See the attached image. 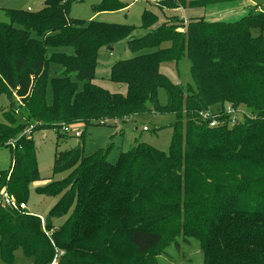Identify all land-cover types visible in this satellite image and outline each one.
Returning a JSON list of instances; mask_svg holds the SVG:
<instances>
[{"label":"trees","instance_id":"1","mask_svg":"<svg viewBox=\"0 0 264 264\" xmlns=\"http://www.w3.org/2000/svg\"><path fill=\"white\" fill-rule=\"evenodd\" d=\"M76 1L46 0L37 13L0 9V95L9 101L0 146L27 126L9 127L14 99L36 129L81 125L79 139L92 125L173 114L168 152L137 143L118 148L110 162L113 144L89 157L80 146L56 151L52 173L62 177L31 189L43 181L33 137L8 145L10 168L0 170V261L11 264L21 251L35 264H157L166 248L192 239L203 264H264V6L256 0H162L160 10L252 5L231 23L158 22L144 11L141 26L153 29L136 39L127 25L69 19ZM128 6L103 0L97 11ZM119 43L132 56L111 66L107 81L118 89L111 93L92 81L100 50ZM60 48L72 53L49 52ZM184 64L190 78L184 86L162 74L164 67L178 71ZM50 65L63 72L50 80L47 103ZM226 106L240 109L241 120L222 117L213 128L199 120L200 112ZM31 191L57 198L45 216L28 211ZM4 193L16 207L3 205Z\"/></svg>","mask_w":264,"mask_h":264},{"label":"rangeland","instance_id":"2","mask_svg":"<svg viewBox=\"0 0 264 264\" xmlns=\"http://www.w3.org/2000/svg\"><path fill=\"white\" fill-rule=\"evenodd\" d=\"M45 1L46 0H0V9L13 8L24 12L37 13ZM102 1L103 0H77L76 2H72L70 5L69 19L81 20L84 22L95 20L98 22L127 25L134 28V38L140 39L144 38L153 29H146L141 26V16L144 11L154 13L158 22H162L169 17H179L185 22L187 19L198 16L211 20L212 22L221 21L231 23L244 17L247 13L245 2H237L232 6L223 4L218 5L217 8L215 6V8L209 7L205 10H160L156 5L163 3L162 0H141L136 3L119 0L124 6L128 4L129 6L117 11L98 12L97 6L100 5ZM256 3L260 6H264L263 0H256ZM234 6H236L235 9ZM213 9H219V11L213 12ZM211 13L214 14L211 15ZM1 20L6 21L4 17H1ZM262 35L264 39V31ZM123 44L124 43H119L114 45L111 51H108L106 48L100 50V57L95 68V76L92 84L111 93L118 92L117 87L111 85L107 80L112 65L118 61L129 59L132 56L130 51L123 48ZM49 52H62L70 55L72 49H52ZM188 70L187 64L180 66L178 71L173 66H167L162 68V74L171 83H180V85L184 86L187 82H190ZM62 72L63 69L57 65L49 66V79L45 90V100L47 103H50L52 98L50 80L59 77ZM78 87L81 89V84H78ZM119 92L120 94L125 93L124 90ZM12 103L13 108L12 111H10L12 121L9 127L13 130L19 128L21 125H24V127L27 125L25 129L32 128L30 136L34 139L38 172L43 181L31 185V189L34 187H43L47 185L50 180H58L62 177L53 176L52 173L54 154L56 151L70 150L80 146L82 155L84 157H89L95 152L104 150L113 144L114 149L107 158L110 162L116 158L118 148L128 150L137 143H144L160 152L167 153L172 136L170 127L173 126L176 121L173 114L160 112L150 113L136 117L132 119V121L128 120L125 124L113 121L108 123V126H89L85 129L83 137L79 139L69 136L61 137L56 135L52 130L36 129L38 123L32 120H26L24 108L14 99ZM8 104L9 101L7 97L5 95H0V125L6 123L3 113L7 112ZM158 104L160 107H163L165 104L163 90L158 91ZM225 109L226 107L224 110ZM209 111L215 113V108H210ZM236 119L241 120L240 116H237ZM144 128H147V131H144ZM7 146V141L4 142V146H0V170L2 171L9 170L11 164V152ZM56 201L57 198L39 196L31 191L27 202V209L32 214L45 216ZM164 251V254H160L155 258L157 264H203L201 248L196 240L189 239L187 244L179 241L178 247L170 246ZM0 264L6 263L0 261ZM11 264H35V261L31 257L24 256L21 251H17L14 256V261Z\"/></svg>","mask_w":264,"mask_h":264},{"label":"built area","instance_id":"3","mask_svg":"<svg viewBox=\"0 0 264 264\" xmlns=\"http://www.w3.org/2000/svg\"><path fill=\"white\" fill-rule=\"evenodd\" d=\"M124 1H126V2L130 1L131 3H136V2H139L141 0H124ZM242 114H243V112L240 109L233 110L232 108L226 106V109L221 111L220 113H218V112L212 113L210 111L200 112L198 117H199L200 121L206 122L208 127L213 128V127H216L217 125H219V119H221L222 117H231L232 121H235L234 116H236V118H237V116H240V118H241ZM31 130H32V128L25 129L14 140L9 141L8 142L9 147L15 148L17 141L21 137L30 136ZM52 131L54 133H56V135L67 136V137L69 136V137H73V138H80L82 136V133H83V128L81 127V125L60 124L59 126L53 128ZM144 131H147V128H144ZM2 196H3L2 197V203L4 206H6V207H16L17 206L13 197H10L6 193H4ZM18 208L20 210H24L26 208V205L23 203L19 204Z\"/></svg>","mask_w":264,"mask_h":264},{"label":"crops","instance_id":"4","mask_svg":"<svg viewBox=\"0 0 264 264\" xmlns=\"http://www.w3.org/2000/svg\"><path fill=\"white\" fill-rule=\"evenodd\" d=\"M245 3H246V6H247V7H249L250 5H252L250 2H245ZM210 7H212V8L214 7V8H215V6H210ZM217 7H218V5L216 6V8H217ZM235 7H236V6H234V9H235ZM247 7H246V8H247ZM219 9H220V8H219ZM219 9H213V12H217V11H219ZM212 14H214V13H211V15H212ZM194 18H202V17H198V16H196V17H194ZM191 19H192V18H191ZM187 20H188V19H187ZM187 20H186V21H187Z\"/></svg>","mask_w":264,"mask_h":264}]
</instances>
